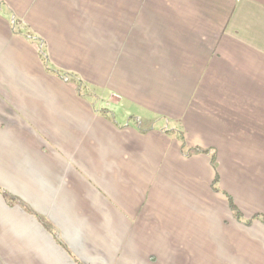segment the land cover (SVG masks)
Segmentation results:
<instances>
[{"label":"crops","instance_id":"obj_1","mask_svg":"<svg viewBox=\"0 0 264 264\" xmlns=\"http://www.w3.org/2000/svg\"><path fill=\"white\" fill-rule=\"evenodd\" d=\"M0 264H264V0H0Z\"/></svg>","mask_w":264,"mask_h":264},{"label":"rangeland","instance_id":"obj_2","mask_svg":"<svg viewBox=\"0 0 264 264\" xmlns=\"http://www.w3.org/2000/svg\"><path fill=\"white\" fill-rule=\"evenodd\" d=\"M6 7H3V11H1V13L2 14H4L6 17H8L9 18V20H10V23H11V25H12V31H13V33L14 34H16V35H22V36H24V37H28L29 36V34H30V32H28L27 30L26 31H23V30H19V28H17V26H18V24H16V22L15 21H13L12 20V15L11 14H9L8 13V16H7V14H5L6 13ZM15 24H16V26H15ZM29 38V37H28ZM35 38H37L38 39V41H33V43H34V45H36V48H37V51H38V58L40 59V63H41V65H42V67L46 70V71H48V72H51V71H53L55 74H57L58 75V77H60L61 79H63L64 77V75H63V73L61 72V71H59V70H57V69H53L52 67H51V65H48V62L46 61V58H47V55H46V52H45V49L43 48V47H41V44H40V39L38 38V37H35ZM69 79V78H68ZM67 79V80H68ZM67 80H66V82H67ZM64 81V80H63ZM69 81L70 82H75L76 84H78V87H80V89H83L84 91L85 90H89L90 91V89H88L87 87H84V84L81 82V81H75V80H72V79H69ZM112 95H115V94H111L109 97H107L105 100H104V98L102 99L101 97H97L96 98V96L94 97V100H93V104H94V101H95V103L97 104V105H99V103L101 102L103 105H101L103 108L104 107H110L111 105H112V103H114V102H117V101H119L120 100V97L118 96V95H116V96H118L119 97V99H114V98H112L111 96ZM99 101V102H98ZM103 111V110H102ZM170 136H173V137H175L176 139H177V141H179V143H180V145H181V147H182V151L186 154V155H195V153H196V150L195 149H193L190 145H188L187 143H186V140L185 139H182V137H183V135H182V133H180V134H174V133H170L169 134ZM199 147L201 148V150H205L204 148H206L205 147V145H199ZM202 153H204V155H205V153H207V151H201ZM209 152V151H208ZM208 154V153H207ZM209 154H210V152H209ZM197 155H201V154H197ZM210 157L212 158L213 157V155L211 154L210 155ZM213 166H214V164H213ZM215 167V166H214ZM214 188H216V183L214 184ZM229 194V202H230V204L232 203L231 201H232V197H233V194L232 193H228ZM234 200V199H233ZM233 204L234 205H236V203L233 201ZM238 210V209H237ZM232 212H233V215H236L237 214V212H236V210H233V208H232Z\"/></svg>","mask_w":264,"mask_h":264},{"label":"trees","instance_id":"obj_3","mask_svg":"<svg viewBox=\"0 0 264 264\" xmlns=\"http://www.w3.org/2000/svg\"><path fill=\"white\" fill-rule=\"evenodd\" d=\"M213 161H214V160H213ZM232 208H233V210H236V209H235V206H234L233 204H232ZM236 212H237V210H236ZM237 215L239 216L240 214L237 212L236 216H237Z\"/></svg>","mask_w":264,"mask_h":264},{"label":"built area","instance_id":"obj_4","mask_svg":"<svg viewBox=\"0 0 264 264\" xmlns=\"http://www.w3.org/2000/svg\"><path fill=\"white\" fill-rule=\"evenodd\" d=\"M65 80H67V79H65ZM111 97L114 98V99H119V97L116 96V95H112Z\"/></svg>","mask_w":264,"mask_h":264}]
</instances>
